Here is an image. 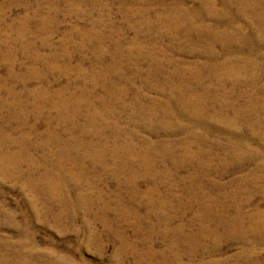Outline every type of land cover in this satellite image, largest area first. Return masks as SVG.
Masks as SVG:
<instances>
[{"label": "rangeland", "instance_id": "rangeland-1", "mask_svg": "<svg viewBox=\"0 0 264 264\" xmlns=\"http://www.w3.org/2000/svg\"><path fill=\"white\" fill-rule=\"evenodd\" d=\"M232 1L231 14L223 13L225 16L205 23L226 25L231 15H236L234 27H228V32L237 37L228 40L227 51L236 53V58L247 57L248 67L251 65L247 69L257 80L251 87L249 82L253 78L248 76L234 90V96H238L232 98V107L245 115L240 123L230 126L208 121L206 131L199 122L189 127L185 120L173 121L167 132L154 125V121L135 115L137 106L132 98L137 89L149 95V100L159 95L145 88L146 84H155L146 74L148 59L128 57V44L135 39L141 45L153 44L158 50L172 54L173 60L181 61L182 66L203 63V48H197V43L204 44L203 41L174 40L170 34L163 36V26L147 27L141 23L142 19L150 21L156 16H168L169 8L177 3L192 10L200 5V0H0V99L10 106L9 92L12 91L27 106L26 110L10 106L12 109L8 107L10 110L0 112V133L2 137L7 136L6 148L19 151L23 157L18 166L22 175L18 177L13 174L11 162L8 161V175L0 164V238L7 243L21 241L23 254H20L34 258L33 264H150V261L140 262L139 257L149 251L159 255L168 247L181 256L180 264H210L214 260L218 264H264V240L256 244L247 240L243 244L238 238L223 233L217 237L192 236L199 228L196 216L209 198L215 199L213 211L218 209L227 218L234 216L238 208L254 214L263 204L260 186L255 181H249L243 189L234 184L249 171L264 167V41L259 42L264 40L259 35L264 26V5L251 13L244 11L238 0ZM138 8L145 9V14L130 13ZM85 35H94V38L88 36L90 41L81 40ZM96 35L102 36L103 42ZM116 42L123 52L120 60L111 54ZM100 45L111 53L102 58L96 56L94 51ZM171 45L197 50L194 54L168 50ZM253 47L254 53L250 55ZM215 52L217 57L212 62H223L219 45ZM109 67L114 70L108 77L105 69ZM139 70L140 75H136ZM232 80L224 78L223 83H212L207 78L200 84L201 87L209 81L206 86L210 87V109L215 105L212 95L231 91ZM128 82L131 87L128 86V95L122 104L120 99L116 101L111 89L113 85ZM176 82L179 84L180 80ZM37 93H42L45 99H36ZM55 94L60 99L69 95L83 97L75 125L66 120L59 122L61 117L56 108L59 99ZM103 97L107 102L100 104L97 98ZM89 102L96 110L109 115L105 137H101L108 138L118 126L129 134L140 130L141 140L149 137L161 143L170 140L176 162L174 157H161L154 167L159 170V177L149 174L144 178L141 176L147 168L138 167L132 159L130 170H135V185L129 182L126 171L116 175L119 163L108 166L101 161L106 157L92 156L93 151L88 152L82 146L84 141L99 139L81 133L87 123L86 103ZM250 105L254 107L252 110ZM35 106L40 108L39 116L31 112ZM228 109L224 107L222 114H227ZM10 112L15 117L8 118ZM110 113L117 116L110 117ZM147 128L151 129L150 134ZM203 132L206 139L200 137ZM71 134L75 137L74 143L62 146ZM117 139L120 141L122 137ZM195 146L201 148L196 155ZM184 147L192 150L195 157L180 165L177 161L181 163ZM165 170L170 172L168 176ZM197 170H207V177L204 179L203 173L200 177L198 174V180L191 182V175ZM145 193L149 197L146 203L142 199ZM135 198L140 199L139 204L133 202ZM136 211L143 217L141 223H136L133 215ZM204 221L210 220L205 217ZM207 225L213 228L210 222ZM0 245H4L3 241ZM6 251L11 257L19 252L12 244ZM244 251H248V257L237 262L232 260ZM168 262L176 264L172 257Z\"/></svg>", "mask_w": 264, "mask_h": 264}, {"label": "bare ground", "instance_id": "bare-ground-1", "mask_svg": "<svg viewBox=\"0 0 264 264\" xmlns=\"http://www.w3.org/2000/svg\"><path fill=\"white\" fill-rule=\"evenodd\" d=\"M186 1H190V0H186ZM238 4L241 7H243L244 11L254 13L256 10H259L261 9V7H263L264 0H238ZM232 5H233L232 0H200V5L197 8L189 10L183 7L184 5L181 6L179 5V3H177V4H174L171 8H169L170 10L166 9V10H169L167 12L169 14L168 16H156L153 20H150V21L145 20V19L141 20V23L143 26L148 27V26H152L153 24H157L160 27L163 26V30H162L163 36L165 35L164 33L170 34L172 35L174 40H179V38L186 39V40L196 38L198 42L203 41L204 44L197 43L198 44L197 48H199V46L203 48L202 55L205 58V61L203 63L201 62V63L195 64L192 66H188V65L182 66L180 65L181 61H174L172 54H169L166 50L165 51L158 50L153 44H149L148 42H146L145 45L138 44L136 39L130 42L128 44V46L130 45L128 47V57L129 56L134 57V59L145 57L148 59L149 66H148V72L146 74L149 79L155 80V84L154 85L146 84L145 88L147 90L148 89L153 90L157 92L159 95V97L151 98V100H149L150 98L149 95L144 94L137 89L136 96L133 95V98H132V100H134V104H136L137 106L136 109L134 110L135 115L137 117L140 118L141 116H143L144 118L143 120L149 119V121H154L153 122L154 125H156L159 129H162L163 131L167 130V132H169L168 130L172 128L171 122L173 121L176 123L178 122L180 123L183 120H185L189 122L188 123L189 127L192 125H195L194 124L195 122H199L203 128V131H206L205 129L207 127L208 121H214L218 124L224 123V124H228L229 126L240 123V120L243 119L245 114L242 111L234 109V107H232V104H231L232 98L234 97L236 98V96H238V95L234 96L235 95L234 90L235 88H238L242 84L244 78H246L247 80H248V76L250 78H253L252 76L253 72L250 73L249 70L247 69L248 67L247 57L236 58L235 57L237 56L236 53L231 54L227 51L229 41L237 37V36H232L235 33L228 32V27H230L232 23L235 22L236 15L234 14L231 15L232 16L230 18L231 20L226 25L218 26L217 24L213 23L212 26H209L205 23L206 20H212L215 17L221 18L222 16H225L224 14L226 13L231 14L230 11L232 9ZM217 7H219L220 9ZM144 10L145 9L138 8V9H135V10L132 9V11L130 10L129 11L133 15H140L142 14L141 11L143 13L145 12ZM241 13L244 14L245 12H241ZM254 16L257 17L255 14ZM260 17L258 18L259 19L263 18V17L261 18ZM199 20L201 23L196 22ZM238 26L243 27L241 23H238ZM232 27L234 26L232 25ZM259 33L261 37L262 36L264 37V26H263V29H261ZM88 36L94 38V35H85L81 37V40L85 38L86 40L90 41ZM98 36L99 35H96L95 38H98ZM145 37L147 40L149 39L147 35ZM99 40L103 42V37L99 36ZM260 41H264V40H259V42ZM113 45L115 47L112 53L109 51L108 48L106 49L102 45L97 46L98 48L94 51V53L96 54V56L100 58H102L104 54L111 53L115 58L120 60L123 57V52L120 51L121 50L120 45L118 42L114 43ZM218 45L221 47V50L224 56V61L220 63H218L217 61L212 62V59H216L217 57L215 48ZM79 46L80 48L84 47L82 45H79ZM183 47L184 46L182 45H178L177 48H174L171 45L167 49L169 50L171 48L173 49V51L178 50L179 52H183L187 54H194L195 51L197 50L196 48L185 50L183 49ZM254 49L255 48L253 47L250 49V52L248 51L250 55L254 53L253 52ZM119 60L118 62L120 63ZM112 66L114 67V65ZM113 67H109L107 69L104 68L105 72L107 71L108 77L111 75L110 72L112 71ZM248 68L250 69L251 65ZM140 73H141V70L137 71L136 75L138 74L140 75ZM160 78L162 79L160 80ZM207 78L209 80H212V83H221V82L223 83L224 78L230 79V80L234 79L232 80L233 83H232L231 91H225L223 94L217 92L212 95V99L214 100L215 105H214V108H211V109L208 106V103L211 99V95L209 94L210 87L206 86V84L209 83V81H207L205 85L203 84L200 87V84ZM176 80H180V82H178L179 84H177ZM145 81L148 82L147 80ZM256 81L257 80H255L254 78L250 79L249 83L251 87L255 86ZM128 86L131 87L130 82L122 86L116 84V85H113V88L111 87L112 88L111 90H114V94H115L114 97L116 101H119L120 99L122 101L121 102L122 104L125 103L124 102L126 101L125 97H127L128 95V92L126 91L128 90ZM145 88L141 87L142 90L143 89L145 90ZM254 89H256V87ZM119 94L123 95L122 98L119 97ZM16 95L17 94L12 91L9 92V96L12 97L10 106L11 107L16 106V107H20L23 110H26L27 109L26 104L23 103L22 100H20V98L18 101L17 100L18 95L17 96ZM42 95H43L42 93H39V94L37 93L36 99L38 100H40L41 98L45 99V97ZM55 97L59 99L58 104L56 105V108H58L57 111L60 115L59 117H61V119L59 118L60 119L59 122L62 120H66V122L68 121V123H72L73 125H75L76 122L79 120L78 119L79 115L81 114L80 110H81V106L83 107L82 103L84 102L83 97L81 96L75 97L74 95H69L64 99H60L59 96H57L56 94H55ZM97 99L100 104H105L107 102V101L105 102L106 99H104V97L101 99L100 98H97ZM250 104L253 105L254 102L250 101ZM252 105L249 106L250 110L254 108ZM10 106H7L5 101L3 99H0V112H2L3 110H10L8 109V107ZM224 107H228L229 109L227 110L228 113L223 115L222 110L224 109ZM256 107L258 108V105ZM96 108H94L90 102L86 103V115H85L86 119L85 120L87 123L83 125V127L81 128V133L82 134L89 133V134L94 135L95 137L97 136L96 138H99V139L101 138V139L100 141L99 139L97 140L93 139V141L91 142L84 141L82 146H84L88 152L89 150H92L93 151L92 156L95 155V157H101V158L106 157V159L101 160V161H103V163H105L108 166H113L119 163L120 168L116 170V173L114 172L116 175L119 176V174L126 171L130 175L129 182H132L135 185L137 183L136 182L137 177H135V170H130V163L132 159L134 161H137L138 167L143 168V169H145V167L147 168L146 172L142 174L141 176V177L144 176V178L146 175H149V174H151L153 177L158 176L159 170H156V169L154 170V167L156 163L159 162L158 160L161 157L163 158L174 157L173 160L176 162L175 156L172 154L173 151H171V147H170L171 143H169L170 140L162 142V143L160 141H152L151 139H149L151 137L141 140L140 135H139L140 130L139 131L136 130L133 133L129 134L128 133L129 131H124V128H122L121 126H118L117 131L112 132L108 138L101 137L102 135L105 137L104 131L107 129V126L109 125V123L106 122V120L109 119V115L107 113L105 114L103 112H100L101 110L100 111L96 110ZM171 109L172 111H170ZM31 112L39 116L40 108L38 106H35L33 107V109H31ZM114 114L110 113V117L111 116L114 117L115 115L117 116V114L115 115ZM9 117L10 118L15 117V114L13 112H10L8 114V118ZM130 122H128L127 124L129 125ZM148 128L146 131H148L150 134L151 129H148ZM141 132H144L143 129ZM194 134L195 133L193 132L191 133L192 136ZM200 135L202 139L203 138L206 139L205 137L206 133L204 134L203 132ZM50 136L51 134L48 133L47 137H50ZM121 137L122 139H120L119 141L117 138H121ZM112 138L114 139L112 140ZM6 140H7V136L3 135L2 137V134L0 133V164L3 165V167L5 168L4 170L5 175H8L7 167L10 166L9 162H11L12 164L11 166H13V169H14L13 174L18 177L22 175V170H19L18 166H19V163L22 161L23 157L19 154L20 153L19 151L18 153V152H14L8 147L6 148L7 146ZM74 140H75V137L74 135L71 134L68 142L66 141H65L66 143L62 142V146L72 145V143H74ZM105 140H109V141H105ZM198 146H195L197 147V152H193L195 153V155L197 153H200L201 151V148H199ZM66 149H68V147ZM191 151L185 148L183 154L178 155V156L181 155V158H180L181 163L177 161V164L181 165L184 162L187 163V161H191L192 160L191 158L195 157L193 154H191ZM85 155L83 154V156ZM178 156L177 158H179ZM180 165H176L177 169L179 168L181 169ZM28 172L31 173L32 170H29ZM169 173L167 172L166 175L168 176ZM202 173H203V178L206 179L207 170H197L194 175H191L190 181L191 182L197 181L198 180L196 179L197 175L199 174L198 176L200 177ZM180 178L182 179V177ZM249 181L251 182L255 181V183H257L260 186V192L263 198L262 208L258 209L256 213L254 214L247 213L243 210L241 211V209L238 208L239 210L234 216L227 218V217H224L223 213L219 212L218 209L213 211L212 207H214L213 204H215V199L209 198L210 201L206 200L203 202L204 206L202 205L203 207H202L201 212L196 216V220H199L200 223H199L197 234H194L192 236H197V235L198 236H204V235L214 236L215 235V237H217L221 233H223V234H226L227 236H233L235 238H238V241L243 244L247 240L255 244L260 240H264L263 239L264 238V167L261 166L260 170L249 171L246 175H244L237 182H235L234 185L236 188L243 189L245 186L248 185ZM132 190L136 194H138L137 191L133 187H132ZM205 195L206 194H204V196ZM142 199L144 200L143 202L146 203L149 197L145 193ZM139 200L140 199L135 198V201L133 202H136L137 204H139L140 203ZM160 206H163V205H160ZM133 215L136 219V223H141L143 221V217L140 216L137 211L133 213ZM205 217H208L210 221H207V222L204 221ZM209 222L211 224L210 226L213 228H209V226L207 225V223ZM0 241H3V244H4V245H0V264H33L34 258H29V256L21 255L23 254L21 252L23 245L21 244L22 245L21 246L19 244V242L21 243V241L7 243L6 240L2 239V237L0 238ZM11 244L14 247H17V249L19 250L17 256L11 257L8 255L6 250L8 246H11ZM170 249H171L170 247L166 248L159 255L152 254V253H155L156 251H149L148 253L141 255L139 257V261L140 262L150 261V264H167L169 263L168 260L170 259V257H172V259H174L176 264H180L181 256L177 253H172ZM244 252L245 253L243 255L233 256L232 260L234 262H237L240 258L248 257L246 256L248 251H244ZM34 264H38V262H34ZM210 264H218V261L214 260L210 262Z\"/></svg>", "mask_w": 264, "mask_h": 264}]
</instances>
